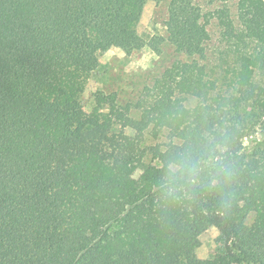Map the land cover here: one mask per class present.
I'll return each instance as SVG.
<instances>
[{
  "label": "trees",
  "instance_id": "trees-1",
  "mask_svg": "<svg viewBox=\"0 0 264 264\" xmlns=\"http://www.w3.org/2000/svg\"><path fill=\"white\" fill-rule=\"evenodd\" d=\"M163 43L84 110L103 53ZM0 264H264V0H0Z\"/></svg>",
  "mask_w": 264,
  "mask_h": 264
},
{
  "label": "rangeland",
  "instance_id": "rangeland-1",
  "mask_svg": "<svg viewBox=\"0 0 264 264\" xmlns=\"http://www.w3.org/2000/svg\"><path fill=\"white\" fill-rule=\"evenodd\" d=\"M165 5L147 2L134 19L139 31L146 40L152 36L164 35L163 21ZM167 45L161 44L160 51L154 52L148 47L111 48L99 57V64L90 76L84 92V110L91 109V98L97 92L109 94L116 92L120 102L134 100L144 85L150 84L174 61H185ZM162 140V139H161ZM160 140V141H161ZM218 233L215 228L201 232L197 237L196 254L200 259H210L218 247Z\"/></svg>",
  "mask_w": 264,
  "mask_h": 264
}]
</instances>
